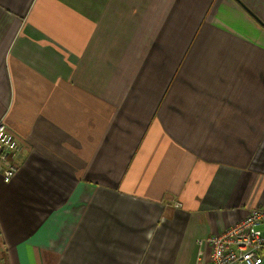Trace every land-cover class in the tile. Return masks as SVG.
Returning a JSON list of instances; mask_svg holds the SVG:
<instances>
[{"label": "crops", "instance_id": "0c3cea01", "mask_svg": "<svg viewBox=\"0 0 264 264\" xmlns=\"http://www.w3.org/2000/svg\"><path fill=\"white\" fill-rule=\"evenodd\" d=\"M34 2L0 0V122L32 133L0 174V264H209L201 242L264 208V0H119L105 35L117 20L135 54L110 74L141 81L114 112L95 73L69 84L82 36L66 32L95 47V0L82 25Z\"/></svg>", "mask_w": 264, "mask_h": 264}, {"label": "rangeland", "instance_id": "374dc122", "mask_svg": "<svg viewBox=\"0 0 264 264\" xmlns=\"http://www.w3.org/2000/svg\"><path fill=\"white\" fill-rule=\"evenodd\" d=\"M45 1L46 4L44 3ZM50 2V3H48ZM33 4L32 10H41L45 6L47 10H71L69 11V14H66V18L64 22H75L79 25L84 24V22L87 24L88 16H87V0H78L74 8H71L70 4L66 0H35ZM120 6L119 0H95V9L96 10H90L89 12V19H90V25L94 26V33H95V47L88 46L87 44V31L82 32L79 31H68L66 33L70 34V36L66 38H76L77 34H80L82 37H80V44H79V52L77 53L79 56V61L76 62L74 69H73V76L71 79H69L70 85H79V86H87V73L88 71H91L95 73V85L97 87H109L111 88L108 96H102L106 98L102 103L97 101V103H100L101 105H97L99 110H104L103 107L104 104L107 105V101L111 100L113 102L112 106L106 107V110L108 108L111 109L112 112L115 111L114 105H120L125 102V98L123 96V91L120 90L122 86H125L126 88H132L136 87L141 80H134V79H119L114 78L113 75L110 73L117 72L120 69V66L123 60H125L129 54H135V45H129L126 44V39L122 40V30L121 26L118 24V21L115 20L114 24L115 27L112 24V29L114 31H110L108 35H105V26L106 23L110 22L111 15L115 13V15L119 12V10H116L117 7ZM112 7V10L110 8ZM77 10H80V19L77 17ZM81 19H85L84 21ZM125 25V24H124ZM46 33V32H45ZM110 34V36H109ZM109 37V45L104 48V39ZM49 41V45L52 46L57 39L56 32L51 31V34L46 37ZM47 41L45 43H42L41 46V52H36L38 54H42L43 52H49L52 51V53H55L56 48H48L46 46ZM116 61V62H114ZM112 62V63H110ZM79 65L78 71H76V67ZM130 67L132 64H129ZM159 69V67L157 68ZM144 72H147V68L143 70ZM130 75V73H129ZM48 87L55 86V82L51 78H44ZM40 81V80H39ZM59 81V80H58ZM184 82L188 83V86L192 85V81L190 79L188 80H182ZM66 81H64V86L69 85ZM59 85V84H58ZM67 89V88H66ZM55 97V96H53ZM64 97H67L68 99H64V105L69 106L70 103V97L75 99L77 97L76 93H72V95L69 93L64 95ZM101 99V98H99ZM103 99V98H102ZM68 101V102H67ZM104 103V104H103ZM111 105V104H110ZM40 113V112H38ZM66 112H61L59 110H53V109H47V111L42 112L43 115H52L53 119H60V116H66V114H63ZM67 113H73V112H67ZM69 116V115H68ZM101 117V116H100ZM4 122V121H1ZM5 123V122H4ZM6 126L11 129L7 123H5ZM54 130L53 132H50V134L55 135V137H51L50 142L55 144V146H59L55 142H59L58 137L63 136V129L62 127L57 128H51ZM58 129V130H55ZM68 131V135L72 132L71 128H66ZM27 134H21V139L31 142L30 136H32V133L28 129ZM28 138V139H27ZM21 140L22 149L19 154L24 152L23 143ZM33 150V148L31 147ZM14 163L18 166V172L20 170V166L18 164L17 159H15Z\"/></svg>", "mask_w": 264, "mask_h": 264}, {"label": "built area", "instance_id": "2783aa9c", "mask_svg": "<svg viewBox=\"0 0 264 264\" xmlns=\"http://www.w3.org/2000/svg\"><path fill=\"white\" fill-rule=\"evenodd\" d=\"M21 149L20 139L4 122H0V174L3 182L10 183L17 175L18 166L14 161ZM203 242L211 247L209 264H264V208H251L241 220Z\"/></svg>", "mask_w": 264, "mask_h": 264}]
</instances>
